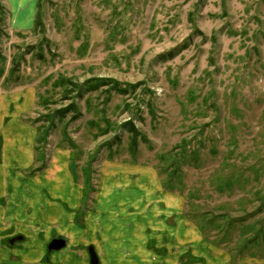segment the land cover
Segmentation results:
<instances>
[{"label":"rangeland","instance_id":"1","mask_svg":"<svg viewBox=\"0 0 264 264\" xmlns=\"http://www.w3.org/2000/svg\"><path fill=\"white\" fill-rule=\"evenodd\" d=\"M0 6L6 60L0 94L30 90L20 98L18 122L11 121L16 105L0 99L2 123L11 121L7 146L0 126V196L8 173L18 177L11 169L30 178L60 167L69 174L70 195L40 191L37 209L48 208L44 216L53 209L59 218L69 211L68 229L78 235L101 221L109 231L136 223L121 232V262L172 264L160 262L195 241L197 228L218 253L229 254L230 264L264 262V0H0ZM13 62L17 73L5 86ZM92 78L139 87L127 95L102 87L78 97L71 90V80ZM103 187L112 188L109 197ZM153 206L167 210L158 217ZM165 225L177 226L170 239L159 233ZM192 245L207 255L204 264L222 261L199 241ZM138 247L146 262L133 261ZM191 249L183 264L195 263ZM10 254L13 262L22 259ZM53 254L47 250L46 258Z\"/></svg>","mask_w":264,"mask_h":264},{"label":"crops","instance_id":"2","mask_svg":"<svg viewBox=\"0 0 264 264\" xmlns=\"http://www.w3.org/2000/svg\"><path fill=\"white\" fill-rule=\"evenodd\" d=\"M28 90L29 89H26L22 92L17 93L8 92L7 94L4 93V95L0 94L2 103H10V107L16 105L15 112L11 114L12 122H18L21 115V112L19 114V109L21 107L20 98L26 97V94H29L30 91ZM1 119L2 118L0 115V126L3 125L5 135L7 137V139L4 138V144L5 146H7L9 136L7 135V129L10 127L11 121L8 124L5 121L2 123ZM28 129L31 132V137L35 138L36 130L31 127H28ZM52 166H54V164H52ZM11 171L13 174H17L21 180H19V178L16 176H10V173H8L4 188V194L0 196V200H4V204L0 203V264H6L7 262H10L11 264H21L23 261H25V264H90V257L87 249H82L84 246H89L90 244L95 245V249L99 255L101 264L102 262L103 264H118L119 262H121L118 256L122 253L121 246H123L124 244L121 239L122 237L126 238V236L121 232L123 230L129 232L131 228H137L136 223L134 224L135 226L126 224L125 228H122L121 231H115L116 229L113 231H109L104 224L105 222L101 221L99 227H97L95 230L90 229L89 232L83 235H78L77 233L72 234L68 229L69 227H71V221L69 220V211L67 212L63 210L62 216L61 218H59L57 217L56 212L53 209H51L49 215L47 216H44V212H46L48 208L37 209L39 203V201H37V198L40 196V191L43 192L44 197L45 190L58 194L62 192L64 196L67 195L66 197L70 195L68 194L69 191L65 184V178H69V174L67 172H64L60 167H58L57 169H51L50 171L52 172H45L38 177L30 178L21 176L13 169H11ZM117 179V177L112 178L113 182H116ZM26 182L29 184V187L33 188V192H30V189L27 187ZM103 186H105V183ZM104 191L109 192L106 193L105 196L109 197L112 188L103 187L102 192ZM53 204L59 206V204L57 203ZM110 205V203H107L103 206L107 210V213L109 211ZM61 206L62 205H60V207ZM153 207L155 208V212L158 217L160 215L159 212L162 210V208L164 210H167L165 208L166 206L162 208H156L155 206ZM150 212L151 211H147V215ZM28 214L32 215L28 216ZM102 214L105 215L104 213ZM164 223H167L166 220L164 221ZM177 226L173 228L172 226L165 225V230L159 231V233L160 235L163 232L166 233L168 235V238L170 239V233L175 232L177 230ZM170 228H173V230L169 231ZM158 229L157 227H154V231H157ZM142 230L145 231L147 229L145 227H142ZM195 230V241L187 242L186 244H180V246L184 248V251H179V249L167 251V255L162 258L160 263H163V261L166 260L171 261L172 264H183L182 258L184 257V255H188V253H185L191 248V252L193 254V256H191L194 257L192 258V260H195V263L193 264L206 263L205 259H207L208 261L207 255L201 251H195L192 245V243L199 241L202 245L205 246V248L202 247L205 252H208L205 250L206 247H208L212 252L222 255V261L220 262V264H230L231 257L227 252H222L219 250L220 253H218L216 247L207 239V237L201 231H199L198 228ZM22 236L23 238H20ZM16 237L20 238V240H16L14 244H11L12 239ZM57 238H63L66 241L65 249L58 251V254H53L52 258H50V255H48L46 258V252L48 250L49 244ZM138 239L140 241V235ZM21 242L25 244L23 245L22 243L20 248L9 247V245L16 246L17 243ZM36 244H38L39 247L34 246ZM71 246L83 247L76 250L74 247L71 248ZM10 250H13V253L17 256H20V258L22 259H20L18 262L11 261ZM45 258L46 262L44 263ZM147 260V257L143 255V252L138 247V249L135 250L133 261L137 263L146 262ZM125 263L128 264L129 261L121 262V264ZM259 263L264 264L263 261H259ZM240 264L247 263L241 260Z\"/></svg>","mask_w":264,"mask_h":264},{"label":"trees","instance_id":"3","mask_svg":"<svg viewBox=\"0 0 264 264\" xmlns=\"http://www.w3.org/2000/svg\"><path fill=\"white\" fill-rule=\"evenodd\" d=\"M1 18H2V10H0V20H1ZM40 25H41V22H38L37 27ZM175 50L176 49L167 53L168 56L172 55ZM167 54L165 56H167ZM0 61L2 62V65H0V79H2L6 73V68H5L6 60H5V58L1 52H0ZM15 65H16V63H14L12 67H10V69L8 71V75L4 78V83H6L5 86L8 85L12 81L11 78L17 73L14 70ZM125 85L126 86L124 87V85L121 82H118L117 80H113L110 78H92V79H89V80H87L81 84L75 83L74 81L71 80V87L73 88L71 90L73 92L76 90L79 91L78 97H81V95L83 94V91L92 92V91L98 90L102 87L105 88L104 91H106V92L111 93L112 91H115V92L121 93L122 95H127L129 93V90H135L137 87H139V85H129V84H125ZM71 107H72V112L75 115V113H76L75 103L71 104ZM179 148L181 149L182 147H179Z\"/></svg>","mask_w":264,"mask_h":264},{"label":"water","instance_id":"4","mask_svg":"<svg viewBox=\"0 0 264 264\" xmlns=\"http://www.w3.org/2000/svg\"><path fill=\"white\" fill-rule=\"evenodd\" d=\"M65 246H66L65 240L56 239V240L51 242L48 249H49V251H59V250L65 248ZM90 252H91V264H99V260H98L97 255L93 252L92 249H90Z\"/></svg>","mask_w":264,"mask_h":264},{"label":"flooded vegetation","instance_id":"5","mask_svg":"<svg viewBox=\"0 0 264 264\" xmlns=\"http://www.w3.org/2000/svg\"><path fill=\"white\" fill-rule=\"evenodd\" d=\"M14 243V239H12V242H11V244H13Z\"/></svg>","mask_w":264,"mask_h":264}]
</instances>
